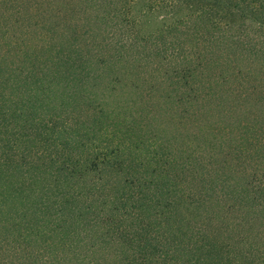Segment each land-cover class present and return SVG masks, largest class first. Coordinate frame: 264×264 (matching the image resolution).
I'll return each mask as SVG.
<instances>
[{
  "label": "rangeland",
  "instance_id": "obj_1",
  "mask_svg": "<svg viewBox=\"0 0 264 264\" xmlns=\"http://www.w3.org/2000/svg\"><path fill=\"white\" fill-rule=\"evenodd\" d=\"M226 1L180 0L172 9L154 0H0V177L34 166L59 178L73 171L77 188L99 187L67 238L16 239L0 221V264H120L117 243L101 242L91 218L104 228L101 199L137 179L149 144L179 164L199 156L192 170L215 186L213 207L192 212L191 228L244 235L264 256V0ZM30 105L36 117L23 114ZM106 137L121 150L86 167L96 150L89 143ZM173 174L197 189L185 166ZM169 236L164 223L151 231L148 264L167 257L150 248Z\"/></svg>",
  "mask_w": 264,
  "mask_h": 264
},
{
  "label": "trees",
  "instance_id": "obj_2",
  "mask_svg": "<svg viewBox=\"0 0 264 264\" xmlns=\"http://www.w3.org/2000/svg\"><path fill=\"white\" fill-rule=\"evenodd\" d=\"M221 1L223 5L227 4L226 0H214L211 3L223 7L218 3ZM178 2L180 0H154L153 5L174 9ZM231 6L235 7L232 4ZM172 21L175 24L179 20ZM212 25L214 28H220L217 20H213ZM36 108V105H30L23 114L26 117H36ZM14 114L16 115V111ZM92 129L94 136H97L96 133L100 130ZM105 144L111 145L107 137L100 138L96 143H89L91 150H96L92 152L86 167L96 170L100 163L110 159L113 152L121 150L119 145L113 149L109 146V150H105ZM213 144L219 148L215 141ZM146 149L137 156L141 161L138 163L144 166V169L140 170L142 176L137 175L136 180L126 178L123 183L118 181L112 185V193L101 199L102 203L107 204V209L104 207L99 213L103 218L104 228L99 226L93 217L92 223L87 219L92 232L98 227L104 232L99 238L101 242L117 243L116 250L121 254L120 264H148L149 245L152 242L146 241L151 231L155 227L159 228L162 223L167 226L171 236L150 248L153 249V255H157L159 250L167 256L161 257L155 264H264L263 251L258 252L253 241L248 243L244 235L237 240L230 237L224 240L221 238L222 234H207L202 225H193L191 228L192 223L196 222L191 219L192 212L213 207L216 191L215 186L209 185V181L203 176L204 171H199L198 168L193 171L191 168L193 164L194 167L201 165L199 156H196L194 161H182L183 163L179 164L172 161L167 150L150 148V144ZM77 165L84 167L78 163ZM184 166L185 175H190L186 180L189 185L194 183L196 190H185L183 180L174 178L176 169L183 171ZM24 167L21 165L17 172L15 168H10L13 171L11 174H8L9 169H6L4 179L0 177V221L4 222L6 231L15 234L16 239L42 232L61 233L62 238H67L69 233L78 232L80 222L87 218L92 205L91 199L87 198H90L92 191L98 192L99 187L92 184L87 188H77L72 179L73 171L63 172L59 178V174H48L49 169L46 167L36 171L34 166ZM1 175L3 174L0 172ZM151 213L154 215L153 219L150 217ZM128 229L133 234L135 232L137 238L144 243L137 244L135 236H128ZM131 239H134L132 244L129 243ZM171 244H174L172 248ZM156 259L159 258L156 256ZM103 263L119 264L116 259L108 263L105 257ZM93 264L101 262L94 261Z\"/></svg>",
  "mask_w": 264,
  "mask_h": 264
}]
</instances>
